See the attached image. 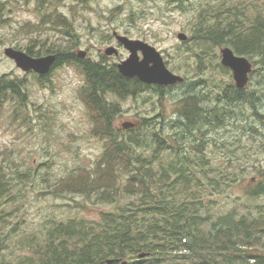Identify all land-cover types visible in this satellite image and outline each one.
<instances>
[{
	"label": "rangeland",
	"instance_id": "374dc122",
	"mask_svg": "<svg viewBox=\"0 0 264 264\" xmlns=\"http://www.w3.org/2000/svg\"><path fill=\"white\" fill-rule=\"evenodd\" d=\"M172 1L0 0V74L23 79V90L27 92L24 103L6 101L0 105V148L8 151L4 164L11 166L7 172L14 182L13 200L5 206L10 212L5 230L14 227L16 232L11 238L39 233L53 222L96 221L102 212L115 211L124 200L105 203L95 197L73 192L56 195L49 190L69 173L90 168L102 152L103 143L92 131L91 111L81 93L84 78L77 68L63 63L49 72L47 81L39 82L32 73L23 72L6 57L4 49L18 47L25 51L26 46L32 45L39 50L41 43L65 47L71 40L76 42L70 48L75 54L85 51V58L95 61L103 56L104 62L111 65L128 56L113 32L146 41L162 54L167 68L184 77V81L162 95L151 87L124 99L108 97L120 108L114 117V126L123 129L121 124L130 122L136 123L134 128L140 134L160 130H163L162 136L173 134L179 132L178 128L170 127L180 118L177 110L185 95L194 94L201 105L219 109L222 105L215 96L225 84H234L231 71L218 66L220 48L224 45L210 46L205 53L201 52L206 67L197 68L194 54L199 46L191 36L199 9L204 8L206 20L213 19L219 11L228 19L236 14L240 27L253 23L257 15L264 16V0H185L183 9ZM45 13H62L71 23L74 38L69 39L63 29L52 28L51 22L40 23ZM179 32L187 35L186 41L177 38ZM109 45L118 48V56L104 54ZM252 64L246 90L254 93L256 109L264 114V72L258 63ZM225 110L229 114L225 124L217 129L202 128L205 132L199 133V137L206 138L203 143L209 160L216 165L227 160V168L235 172L239 182L222 194L211 196L212 209L218 216L232 208L239 213L264 211V191L254 198L247 196L248 189L263 182L264 125L248 104H232ZM145 118L152 119L150 128L142 125ZM139 150L149 155L152 149ZM17 172L25 176L20 177ZM16 240H9V248L4 252L5 258L11 261L24 253L16 248ZM180 253V250L173 251L162 259L148 256L141 264H189L178 257Z\"/></svg>",
	"mask_w": 264,
	"mask_h": 264
},
{
	"label": "trees",
	"instance_id": "16d2710c",
	"mask_svg": "<svg viewBox=\"0 0 264 264\" xmlns=\"http://www.w3.org/2000/svg\"><path fill=\"white\" fill-rule=\"evenodd\" d=\"M184 1L172 2L183 9ZM219 12L206 20L204 8L199 9L191 36L199 46L194 54L197 68L206 67L201 52L224 45L258 63L264 72V16L257 15L253 23L239 27L236 14L228 19ZM49 22L52 28L63 29L69 39L74 38L71 23L62 13L43 14L40 23ZM72 44L76 42L69 40L65 47L41 43L39 50L28 45L25 51L32 56L56 54L53 67L66 63L78 69L85 82L81 93L91 111L92 131L103 147L90 168L80 167L78 173L60 178L49 190L56 195L73 192L95 197L105 203L123 199L124 204L113 212H102L96 221L53 222L39 233L11 238L15 228L5 230L10 216L5 206L13 200L14 182L7 172L11 166L4 164L8 151L0 148V264H141L148 256L162 259L177 250L181 251L178 257L189 264H264V211L239 213L232 208L219 216L214 212L211 196L235 186L239 178L227 168V160L218 165L209 160L203 143L206 138L199 137L205 132L202 128L223 126L229 117L225 109L232 104L250 105L264 125V114L256 109L254 93L227 83L215 96L222 105L219 109L201 105L194 94L185 95L177 110L180 118L170 127L179 132L173 134L162 136L163 130L140 134L134 127L117 128L114 117L120 108L108 97L124 99L151 87L162 95L163 87L125 78L114 65L78 59L70 49ZM218 66L222 68L220 63ZM35 78L39 82L48 80L46 76ZM23 88V79L0 74V105L6 101L24 103L27 92ZM142 121L143 126L151 127V118ZM149 147V155L138 151ZM261 173L264 182V170ZM262 183L248 189L247 196L262 194ZM15 239L16 248L24 253L11 261L4 252L9 248L8 241ZM140 253L145 255L140 257ZM108 259L115 261L107 263Z\"/></svg>",
	"mask_w": 264,
	"mask_h": 264
},
{
	"label": "water",
	"instance_id": "95a60500",
	"mask_svg": "<svg viewBox=\"0 0 264 264\" xmlns=\"http://www.w3.org/2000/svg\"><path fill=\"white\" fill-rule=\"evenodd\" d=\"M114 36L128 51L127 58L117 63V69L122 76L126 78L136 77L139 81L146 84L164 86L183 81L180 75L173 73L167 68L161 53L154 46L141 39L130 38L126 35L117 34L116 32H114ZM177 38L185 41L187 35L179 32ZM3 52L22 71H34L40 75L48 73L55 61L54 54L33 57L13 47H6ZM104 53L106 55H117L118 52L115 47L108 46L104 50ZM84 55V51L80 50L78 52L79 57H83ZM220 57L221 64L231 71L235 87L243 89L248 83L249 73L253 70L251 61L243 55L236 54L228 46L220 48ZM122 126L123 128H128L133 126V124L123 123ZM144 255L143 253L139 254L140 257ZM113 261L115 260H106L107 263H112Z\"/></svg>",
	"mask_w": 264,
	"mask_h": 264
},
{
	"label": "flooded vegetation",
	"instance_id": "af4514ba",
	"mask_svg": "<svg viewBox=\"0 0 264 264\" xmlns=\"http://www.w3.org/2000/svg\"><path fill=\"white\" fill-rule=\"evenodd\" d=\"M113 36H114V34H113ZM109 46H111V45H109ZM113 46V45H112ZM116 49H117V55H114V56H118V54H119V51H118V48L117 47H115ZM74 53V52H73ZM86 53V52H85ZM55 55V61H56V54H54ZM74 55L78 58V59H81V60H89L90 62H101V64H103V65H107L105 62H104V59L105 58H103V56L101 57V59L100 60H98V61H95V60H91V59H87V58H85L86 56H83V57H79L78 56V53L77 54H75L74 53ZM40 56V55H39ZM34 57H38V56H34ZM122 59H120L119 61H121ZM55 61H54V64H55ZM118 61V62H119ZM117 62V63H118ZM117 63H113V64H111V65H114L115 67H116V65H117ZM54 64L52 65V67L50 68L51 70L52 69H54ZM64 64H66V63H64ZM111 65H109V66H111ZM116 69H117V67H116ZM118 71V70H117ZM31 73V72H30ZM39 76V75H38ZM39 78H44V77H39ZM181 84V83H180ZM176 85V84H175ZM179 85V84H178ZM151 86V85H150ZM174 85H172V86H166V87H163V89H164V91H166V90H168V89H171L172 87H173ZM179 114V113H178Z\"/></svg>",
	"mask_w": 264,
	"mask_h": 264
}]
</instances>
